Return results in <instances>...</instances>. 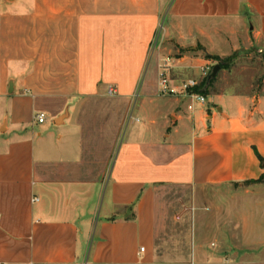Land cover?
<instances>
[{
    "label": "crops",
    "instance_id": "1",
    "mask_svg": "<svg viewBox=\"0 0 264 264\" xmlns=\"http://www.w3.org/2000/svg\"><path fill=\"white\" fill-rule=\"evenodd\" d=\"M252 45L264 0H0V264H264V216L210 211L262 182L264 79L159 84Z\"/></svg>",
    "mask_w": 264,
    "mask_h": 264
},
{
    "label": "rangeland",
    "instance_id": "2",
    "mask_svg": "<svg viewBox=\"0 0 264 264\" xmlns=\"http://www.w3.org/2000/svg\"><path fill=\"white\" fill-rule=\"evenodd\" d=\"M260 48L259 45H252L239 52L231 61L224 59L221 62L216 58L211 60L212 63L207 64L211 67V72H213L216 64L221 66L214 80L218 77L224 85L239 83L246 87L262 83L264 79V51H260ZM227 65H229L228 69L224 71L222 66ZM211 85L207 87V91L208 89L211 91L215 84ZM219 191H222L220 199L214 195ZM210 194L214 200L213 207L210 206V211L213 210L212 208L220 209L224 216H250L255 213L257 216H264V179L261 184L252 182H243L242 185L232 184L228 188L215 189ZM250 200H252L251 203L255 201V204L250 206ZM223 241L227 247L232 245L246 246L248 244V241L242 238L223 239ZM251 241H256L258 248L264 246V238Z\"/></svg>",
    "mask_w": 264,
    "mask_h": 264
},
{
    "label": "built area",
    "instance_id": "3",
    "mask_svg": "<svg viewBox=\"0 0 264 264\" xmlns=\"http://www.w3.org/2000/svg\"><path fill=\"white\" fill-rule=\"evenodd\" d=\"M170 58L166 59V62L161 68L160 72V93L162 95H174V96H188L193 98V100L200 101L202 103L206 102V96L200 92L196 91V88L199 87L203 82H205L203 88L207 85L206 81L209 80L211 75V67L203 66L201 69V77L200 79L190 78L186 81H183L181 86L176 87L171 83L170 75L168 74V68L170 67L169 62ZM109 94H114L116 92L113 86H109L108 90ZM190 108L193 106L190 105ZM46 118V114L41 112L37 114V119L39 122H44ZM144 250V248H142ZM6 264V263H2Z\"/></svg>",
    "mask_w": 264,
    "mask_h": 264
},
{
    "label": "trees",
    "instance_id": "4",
    "mask_svg": "<svg viewBox=\"0 0 264 264\" xmlns=\"http://www.w3.org/2000/svg\"><path fill=\"white\" fill-rule=\"evenodd\" d=\"M236 55H233V56H231V57H229V58H226V59H228L229 61H231L232 59H234V57H235ZM207 57L208 58H212L213 56H211V55H207ZM217 60H220L221 62L223 61L221 58H219V57H215ZM220 64H222V63H220ZM223 67V66H222ZM214 77L212 78V79H210V80H207L206 81V83H207V85L205 86L206 88H203V86H204V84H205V82H203L199 87H197L196 88V91H200V92H202V93H206V91H207V87L209 86V85H211V83L214 81ZM263 179H264V174L261 176V178H259L258 180H255V182H261V181H263Z\"/></svg>",
    "mask_w": 264,
    "mask_h": 264
},
{
    "label": "water",
    "instance_id": "5",
    "mask_svg": "<svg viewBox=\"0 0 264 264\" xmlns=\"http://www.w3.org/2000/svg\"><path fill=\"white\" fill-rule=\"evenodd\" d=\"M221 68V66L219 64H216L214 66V69H213V72L212 74L210 75L209 79H212L213 77H215L219 71V69Z\"/></svg>",
    "mask_w": 264,
    "mask_h": 264
}]
</instances>
